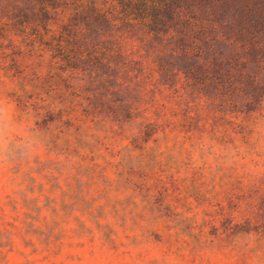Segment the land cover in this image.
Instances as JSON below:
<instances>
[{
	"label": "clouds",
	"instance_id": "9594fccd",
	"mask_svg": "<svg viewBox=\"0 0 264 264\" xmlns=\"http://www.w3.org/2000/svg\"><path fill=\"white\" fill-rule=\"evenodd\" d=\"M246 2L264 6V0ZM107 7L104 0H0V180L5 203L8 193L15 194L23 187L21 181L38 170L42 176L75 175L80 157H107L104 148H115L117 162L126 160L114 175L105 172L98 191L88 196L92 215L72 210L84 227H70L101 249L87 264H264V61L248 64L241 78L232 80L228 106L218 112V89L213 92L185 79L189 58L184 51L148 48L150 35L142 43L129 41L105 15ZM20 9L29 19L14 27L15 19L5 13ZM242 16L237 10L222 24L244 27ZM63 25L77 42L79 67L60 73L67 89L62 83L50 89L45 80L58 70L57 62L50 67V51L38 42L32 48L28 43L36 39L33 28L42 34L46 26L44 38L49 39ZM134 48L140 49L142 75L127 62L136 58L128 56ZM13 50L24 52L16 58L27 66L24 76L9 70L8 52ZM117 50H123V62L114 59ZM90 53L100 57L99 63L90 62ZM162 56L166 64L157 71ZM193 64L209 71L203 57ZM170 77L175 88L165 90L163 101L149 103V89ZM87 96L97 104H90ZM85 108L93 114L85 117ZM142 172L160 180L141 179ZM167 178L181 191L157 204L159 183ZM176 196L184 198L181 204L174 203ZM57 212L45 211L33 228L46 230L48 225L54 233L65 231L63 222L55 223L64 216L59 208ZM121 242L125 255L111 250Z\"/></svg>",
	"mask_w": 264,
	"mask_h": 264
},
{
	"label": "trees",
	"instance_id": "16d2710c",
	"mask_svg": "<svg viewBox=\"0 0 264 264\" xmlns=\"http://www.w3.org/2000/svg\"><path fill=\"white\" fill-rule=\"evenodd\" d=\"M104 2L108 5L105 15L111 17L112 21L116 23L117 32L128 34L129 41L139 40L142 43L144 35H150L151 40L147 43L148 48L159 47L161 51L167 48H178L184 51L189 58L185 79H190L192 85L203 83L213 92L218 89V95L222 98L217 104L218 112L228 106L227 101L232 92V80L240 79L243 69L248 64L260 66V61H264V6L252 5L250 7L246 0H104ZM253 8L255 9L254 19L250 21L248 17ZM237 10L243 13L244 27L239 25L228 27L222 24V20L227 14ZM5 15H11L15 19L14 27L22 26L29 19L23 9L13 10ZM45 18H47V13H45ZM170 31L175 33L174 37H169ZM48 34L49 30L46 26H44L42 34L39 29L33 28L31 35L36 39L29 41L28 46L32 48L38 42L51 53L49 66L51 67L54 61L57 62L58 70L48 76L45 86L54 89L62 83L67 89L69 85L62 80L60 73L79 67L77 42L70 39L71 33L68 25H63L58 34H53L49 39H45L44 37ZM218 35L221 37L220 40H217ZM3 47L0 45V48ZM7 47L11 48V44ZM139 52V48L129 51L128 56L136 58L128 59L127 62L132 70L138 75H142L145 73V66L142 59L139 58ZM29 55L31 56V53ZM40 55L42 58L43 53ZM89 55L90 62L99 63V56H93L91 53ZM23 56L24 52L20 50L8 52V57L11 58L8 67L9 70H14V76H24L27 70V66L16 59ZM199 57L209 61V71L201 72L199 67L193 64V61ZM114 59L123 62L126 59L123 50H117ZM166 59V56L159 58V62L156 64L157 71L166 64ZM245 60L247 64L244 63ZM176 83L174 77H170L159 88H150L149 103L157 100L163 101L166 98L165 90L171 92ZM86 91H92V89H86ZM85 99L90 104H97V101L91 96H87ZM160 106L161 108L166 107L163 103ZM92 114L93 112L88 108L83 110L85 117ZM66 126H71V122H68ZM131 143L134 148H140V145L135 141H131ZM103 151L108 153L107 157H104L103 153L80 157L81 167L77 169V173L66 176L69 181L68 201L71 202L64 203L65 210L72 212L78 207L83 213L92 215L89 210L93 202L88 199L90 189L94 188L95 191H98L97 185L102 181L103 174L105 172L114 173V169L126 160V157H123L119 163L117 162L119 153L115 148L109 151L105 147ZM73 152L76 153L78 150L73 149ZM56 172L59 173V169ZM61 175L63 174H58L54 178H59ZM139 176L141 179H152L149 173L142 172L139 173ZM163 184L164 182L160 181V195H157V204H160L158 199L163 197L161 195ZM96 198L98 199L99 196ZM25 201L28 204V199ZM167 214L168 212L165 213V215ZM96 215H102V213L97 210ZM81 224V227H84L82 221Z\"/></svg>",
	"mask_w": 264,
	"mask_h": 264
},
{
	"label": "rangeland",
	"instance_id": "374dc122",
	"mask_svg": "<svg viewBox=\"0 0 264 264\" xmlns=\"http://www.w3.org/2000/svg\"><path fill=\"white\" fill-rule=\"evenodd\" d=\"M109 174L114 175L113 172ZM57 175L42 176L38 170L27 181H21L23 187L18 188L15 194L8 193L7 204L4 186L0 180V264H87L93 256L100 254L101 249L94 241L82 240L76 230L70 227L71 223L80 227L82 224L80 217L73 216L72 212L63 208L69 197L62 188L68 190L69 181L65 175L55 179ZM151 177L153 180H160L159 177ZM163 185V197L158 199L159 203L181 191L172 178H167ZM90 190L89 195L95 191L94 188ZM25 199H28V204ZM183 199L182 196H176L174 203L181 204ZM57 208L64 216L55 223L59 225L63 222L66 225L65 231L54 233L48 225H45L46 230L33 228V224L41 223V216L45 211L50 209L51 213L58 215ZM75 209L79 210L78 207ZM79 211L81 215L85 214L82 210ZM70 216L71 221L68 220ZM47 219L45 216L44 220ZM153 235L156 239L160 238L159 233ZM127 239L125 236V240ZM124 249L125 245L121 242L119 246L113 244L111 250L113 253L120 251L121 255H125Z\"/></svg>",
	"mask_w": 264,
	"mask_h": 264
}]
</instances>
